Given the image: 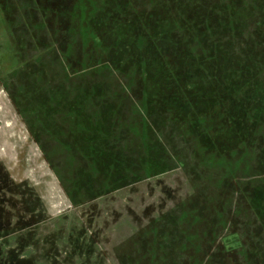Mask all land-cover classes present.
I'll return each instance as SVG.
<instances>
[{"label": "rangeland", "instance_id": "rangeland-1", "mask_svg": "<svg viewBox=\"0 0 264 264\" xmlns=\"http://www.w3.org/2000/svg\"><path fill=\"white\" fill-rule=\"evenodd\" d=\"M122 5L0 0V264H264V0Z\"/></svg>", "mask_w": 264, "mask_h": 264}, {"label": "trees", "instance_id": "trees-1", "mask_svg": "<svg viewBox=\"0 0 264 264\" xmlns=\"http://www.w3.org/2000/svg\"><path fill=\"white\" fill-rule=\"evenodd\" d=\"M199 3V2H198ZM200 4V3H199ZM102 7V6H101ZM123 5H122V0H104V12H108V13H105L104 15H105V17H106V22L105 23H103V26L105 27V28H107V23H108V21L110 20V22L109 23H111V24H113V26L117 29V31L119 32V31H121V30H119V28H122L121 27V22L119 21V20H122V19H125V18H123L122 16H121V12H122V10H123ZM124 12V11H123ZM195 18H197V19H199L200 20V24L202 25V23H203V21L206 19V15H200V14H197L196 12H195V17H194V20H193V22H192V26L194 27V28H196V29H200V25H197V21L195 20ZM224 19H225V21L227 20V17L225 16L224 17ZM113 21H115V24L113 23ZM182 26H184L183 24H182ZM185 27V26H184ZM223 27V26H222ZM185 28H187V27H185ZM188 29V28H187ZM260 29V28H259ZM157 30H159V28L157 29ZM260 30H262V29H260ZM121 33L122 34H120L121 36H122V38L124 37V30L123 31H121ZM204 33H211V38H213V37H216L215 36V34H217L218 33V30H216V27H210V28H204ZM145 38H146V36L144 35V34H142ZM97 37L98 39H99V41L101 40V38H102V36H103V41L105 42V43H107L108 41H113V39L112 38H114V36H110L109 35V32H104L103 31V29L102 28H99L98 29V31H97V33L95 32L94 33V35H93V39H94V41L96 42V38L95 37ZM137 38V37H136ZM189 38V41L192 39V35L191 36H189L188 37ZM124 39V38H123ZM128 40V39H127ZM127 40H123L124 42L123 43H120L122 46H126V45H130L131 44V42H129L128 44H126V42H127ZM131 40V39H130ZM141 41V40H140ZM112 44H115V45H118L119 44V42H117V43H110V45H112ZM141 44H147L146 45V47H148V43H147V40L145 39V41L142 43L141 42ZM107 45V44H106ZM141 46V45H140ZM131 47H132V45H131ZM139 48V47H138ZM141 50V49H140ZM162 57V55L160 54V53H158L154 58H156V59H153V53L152 54H150V56H147L145 59H143L142 60V58H140L142 61H140L139 63H141V67H142V74L144 75V72H145V74L146 75H148V77H152V76H155V77H157L155 80H151V81H159V76H161V74L162 75H164L165 77H167L168 78V84H169V88H176L175 87V85L177 84V82H178V79H177V75L175 74V70L173 69V67L169 64V68H168V66L166 65V67H164V65L163 66H161V73H159V72H156V74H155V71L154 72H152L151 70H152V68H151V66H152V62L155 60H158V59H160ZM143 65H144V67H143ZM151 65V66H150ZM162 65V64H161ZM158 66H159V64H158ZM171 78H172V80H171ZM175 82V83H174ZM208 84H209V86L211 85L209 82H208ZM160 86V85H159ZM174 91H176V90H174ZM184 93V91H182L181 92V96H182V94ZM152 95H153V91L150 89V88H148L147 89V96L151 99V98H153L152 97ZM154 95H156L157 97H159L160 96V91H154ZM180 95H177V93H172V95L170 96V94H169V92H164L163 93V96H161L160 98L161 99H164V100H166L167 102H171L172 101V103H173V101L175 102V100H176V98L177 97H179ZM173 99V100H172ZM172 103H170V104H172ZM174 104V103H173ZM146 113H147V111H146ZM147 116H148V113H147ZM237 126L235 125V124H233L232 125V130L233 131H235V128H236ZM236 132V131H235ZM219 133H224L223 131L222 132H219ZM236 134H237V136H239V134L236 132ZM149 137V136H148ZM234 141H235V139H232V138H228V141H222L223 143L222 144H229V145H233V143H234ZM221 144V145H222ZM227 144V145H228ZM213 146H214V144H213ZM5 179H7L5 176L3 177L2 176V178H1V185H2V182L3 181H5ZM7 181V180H6ZM4 187V186H3ZM261 199V200H260ZM255 201V203L256 202H259V201H262V198H260V196L259 195H257V193H256V195H254V198H252L251 200H250V203L252 204V201ZM1 206H2V204H0ZM2 218H3V216H2Z\"/></svg>", "mask_w": 264, "mask_h": 264}, {"label": "flooded vegetation", "instance_id": "flooded-vegetation-1", "mask_svg": "<svg viewBox=\"0 0 264 264\" xmlns=\"http://www.w3.org/2000/svg\"><path fill=\"white\" fill-rule=\"evenodd\" d=\"M4 177V176H3ZM5 181H6V179H5ZM5 181H3V182H5ZM7 182V181H6ZM8 183V182H7Z\"/></svg>", "mask_w": 264, "mask_h": 264}]
</instances>
